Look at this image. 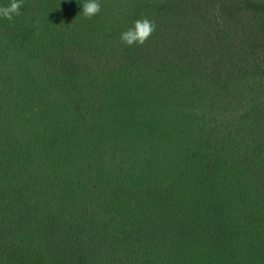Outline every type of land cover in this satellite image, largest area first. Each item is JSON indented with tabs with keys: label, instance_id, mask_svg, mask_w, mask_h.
I'll return each instance as SVG.
<instances>
[{
	"label": "trees",
	"instance_id": "obj_1",
	"mask_svg": "<svg viewBox=\"0 0 264 264\" xmlns=\"http://www.w3.org/2000/svg\"><path fill=\"white\" fill-rule=\"evenodd\" d=\"M99 2L0 17V264H264V1Z\"/></svg>",
	"mask_w": 264,
	"mask_h": 264
},
{
	"label": "clouds",
	"instance_id": "obj_2",
	"mask_svg": "<svg viewBox=\"0 0 264 264\" xmlns=\"http://www.w3.org/2000/svg\"><path fill=\"white\" fill-rule=\"evenodd\" d=\"M22 2L23 0H12L9 6L0 8V17L11 20L14 15H19ZM81 10L85 17H91L100 12L101 5L99 0H83ZM154 29L155 24L149 19H138L132 27L120 34V40L129 46L134 43L143 44Z\"/></svg>",
	"mask_w": 264,
	"mask_h": 264
},
{
	"label": "rangeland",
	"instance_id": "obj_3",
	"mask_svg": "<svg viewBox=\"0 0 264 264\" xmlns=\"http://www.w3.org/2000/svg\"><path fill=\"white\" fill-rule=\"evenodd\" d=\"M260 1H264V0H260Z\"/></svg>",
	"mask_w": 264,
	"mask_h": 264
}]
</instances>
